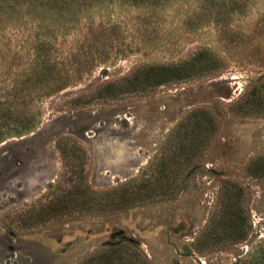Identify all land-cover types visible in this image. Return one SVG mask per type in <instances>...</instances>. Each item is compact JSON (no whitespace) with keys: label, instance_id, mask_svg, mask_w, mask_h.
<instances>
[{"label":"rangeland","instance_id":"obj_1","mask_svg":"<svg viewBox=\"0 0 264 264\" xmlns=\"http://www.w3.org/2000/svg\"><path fill=\"white\" fill-rule=\"evenodd\" d=\"M143 1L83 8L51 40L69 81L37 103L27 74L44 34L1 26L0 131L39 124L0 143V264H98L120 238L129 264H264V100L246 103L264 93V0L219 22L216 1ZM193 114L212 127L184 128ZM70 166L87 201L124 188L136 205L42 215Z\"/></svg>","mask_w":264,"mask_h":264},{"label":"trees","instance_id":"obj_2","mask_svg":"<svg viewBox=\"0 0 264 264\" xmlns=\"http://www.w3.org/2000/svg\"><path fill=\"white\" fill-rule=\"evenodd\" d=\"M93 1L94 0H0V28L6 23V21L19 19L23 21V24H26V20H32L33 25L44 34L43 36H37L35 57L27 74L28 97L32 103L41 101L45 96L59 91L67 85L70 76L61 67V62L50 60V54L53 51L51 48V40L55 39L59 33H63L64 30L62 29L69 27L70 24L77 21L84 12L83 8L91 7ZM131 1L134 2L135 0ZM212 1L217 2L218 10L217 13H213L208 17L211 20L214 19L212 20L214 22L229 18L232 14L240 13V9H243L245 5L242 4L243 0ZM222 12L226 13L227 16L221 14ZM126 78L128 79V76ZM263 100L264 93L259 91L247 99L246 103H251L255 105V107H258L257 104H259L260 101L263 102ZM246 103H243V105ZM259 108L260 107L256 109ZM240 109L244 108H242V106L233 107L235 113H238L239 115L251 113ZM253 113L264 112L260 111ZM206 117V114L190 115L185 119L184 128L191 127L194 132H201V130H204L205 128L212 127L207 126V124H212V120H206ZM17 120L20 121V117H17ZM38 124V118L34 115L32 120H28L26 126L15 125L9 127L7 132L0 131V143L5 140L9 133L21 137L35 130ZM61 142L62 140L59 139L56 143L59 150H61ZM72 152H76L75 158H77V150H73ZM61 155H63L62 158L63 161H65L66 156H64L62 150ZM70 167L69 173L71 174V177L67 179L70 182L66 184V190L59 191L61 193L55 197V200L41 206L40 210L45 213L42 215L52 218L60 214L61 217L75 219L78 217L79 213L83 212L93 211L102 214L105 212H116L129 209L136 205V201L130 196L132 192H129L128 189L124 188L113 190V192L99 193L93 197L91 196V199L87 201L86 197L89 195L86 193L77 194V185H74L73 183L75 175H80V171L77 173L75 169H73L74 166ZM51 187L52 185L49 186V188ZM80 188L81 186H79V189ZM120 239L121 241L113 242L106 251L98 254V264H129L124 261V254L126 251L123 248L126 246L123 243H131L132 240ZM122 251L124 254H121ZM143 264H147L145 260H143Z\"/></svg>","mask_w":264,"mask_h":264}]
</instances>
